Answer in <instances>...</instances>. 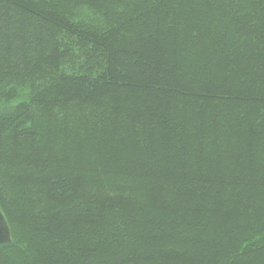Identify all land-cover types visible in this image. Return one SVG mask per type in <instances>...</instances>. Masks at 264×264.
Listing matches in <instances>:
<instances>
[{
	"label": "trees",
	"instance_id": "trees-1",
	"mask_svg": "<svg viewBox=\"0 0 264 264\" xmlns=\"http://www.w3.org/2000/svg\"><path fill=\"white\" fill-rule=\"evenodd\" d=\"M0 264H264V0H0Z\"/></svg>",
	"mask_w": 264,
	"mask_h": 264
},
{
	"label": "water",
	"instance_id": "water-1",
	"mask_svg": "<svg viewBox=\"0 0 264 264\" xmlns=\"http://www.w3.org/2000/svg\"><path fill=\"white\" fill-rule=\"evenodd\" d=\"M10 240H11V231L9 225L2 211L0 210V242H6Z\"/></svg>",
	"mask_w": 264,
	"mask_h": 264
}]
</instances>
